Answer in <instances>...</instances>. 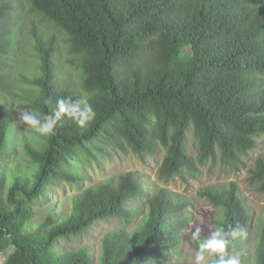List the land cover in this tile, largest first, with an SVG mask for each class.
<instances>
[{
  "label": "trees",
  "instance_id": "trees-1",
  "mask_svg": "<svg viewBox=\"0 0 264 264\" xmlns=\"http://www.w3.org/2000/svg\"><path fill=\"white\" fill-rule=\"evenodd\" d=\"M27 10L53 30L30 25ZM0 85L3 264H176L185 230L195 251L207 237L191 239L188 200L147 191L133 170L85 185L70 161L92 147L140 158L162 150L163 182L217 156L242 163L264 135V0H0ZM58 98L87 99L94 119L81 128L62 116L50 135L17 126L16 109L53 114ZM250 178L264 191V156ZM65 184L78 189L49 199ZM198 194L218 208L214 228L243 229L226 255L264 264V216L254 218L234 183ZM137 198L145 206L129 207ZM110 220L98 253L63 244Z\"/></svg>",
  "mask_w": 264,
  "mask_h": 264
},
{
  "label": "rangeland",
  "instance_id": "rangeland-1",
  "mask_svg": "<svg viewBox=\"0 0 264 264\" xmlns=\"http://www.w3.org/2000/svg\"><path fill=\"white\" fill-rule=\"evenodd\" d=\"M23 8H27V5L25 4ZM26 13L31 18L30 25L33 22L39 29H51L48 23L42 20L40 16H34L28 10ZM27 34H24V39L28 37ZM59 41L61 43L60 38ZM66 63L68 66L67 59L64 64ZM18 85L22 86L20 82H18ZM0 89H2L1 85ZM14 89L17 90V88ZM21 110L16 109L15 113V120L17 126L20 128L24 126V123L18 118ZM187 145L190 154L196 157L195 144L191 131L188 132ZM163 154L164 152L161 150L158 154H145L140 158L129 149H110L109 152H101L92 147L91 153H79L76 158L70 161V164L78 174L85 175L90 179V181L84 180L85 185L91 182L116 179L120 173L133 170L140 174L142 184L147 191H152L155 188L163 186L181 195L189 203L186 208V214L190 215L188 226L195 229L199 227L202 236H208L214 230L213 220L218 211L216 206L198 194L199 190L206 186L234 183L246 205L249 209H252L254 218L259 217V222L263 218L264 191L257 190L256 184L250 178V171L254 166L256 158L264 156V135L256 140V147L253 150L249 151L246 156L241 157L242 163L229 165L217 156L215 159H207L205 163L199 165L198 171L195 174H192L186 169L183 172V178L176 176L168 182H163L157 177V170L161 164ZM77 189L74 184H65L63 187H57L55 194L49 195V199L66 202L67 196L65 192L71 194L76 192ZM142 206H145L142 205V198L134 199L129 203V207H134L135 209H141ZM115 225V220L102 221L87 231L82 237H72L64 240L63 244L74 247L87 244L94 254L98 253L103 234L113 229ZM184 233L182 238L183 243L180 246V254L174 255V259L176 264H194L196 251L186 242V238L188 237L187 231L185 230ZM245 235L247 237L244 246L251 252L253 251L254 241L256 239V225H254L253 219ZM5 258L6 253L0 254V264H3Z\"/></svg>",
  "mask_w": 264,
  "mask_h": 264
},
{
  "label": "clouds",
  "instance_id": "clouds-1",
  "mask_svg": "<svg viewBox=\"0 0 264 264\" xmlns=\"http://www.w3.org/2000/svg\"><path fill=\"white\" fill-rule=\"evenodd\" d=\"M62 116H68L75 120L79 127L84 128L95 117V111L87 99L81 98L75 103L70 98H58L53 114L41 116L38 113L21 110L19 119L32 130L41 135H50L54 132L57 122ZM243 229L234 228L226 231L222 224H218L210 234L200 240L194 256V264H240L235 256H227V249L230 244L229 236L236 238L241 235ZM201 229L197 227L191 233V239H200Z\"/></svg>",
  "mask_w": 264,
  "mask_h": 264
}]
</instances>
